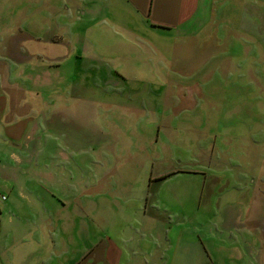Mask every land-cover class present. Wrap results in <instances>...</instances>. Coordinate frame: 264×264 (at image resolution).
<instances>
[{
  "label": "rangeland",
  "instance_id": "obj_1",
  "mask_svg": "<svg viewBox=\"0 0 264 264\" xmlns=\"http://www.w3.org/2000/svg\"><path fill=\"white\" fill-rule=\"evenodd\" d=\"M20 1L0 0V94L26 93L28 123L62 112L41 140L86 134L47 147L72 170L45 179L65 203L49 264H264V0L202 3L195 35L170 36L119 0Z\"/></svg>",
  "mask_w": 264,
  "mask_h": 264
},
{
  "label": "crops",
  "instance_id": "obj_2",
  "mask_svg": "<svg viewBox=\"0 0 264 264\" xmlns=\"http://www.w3.org/2000/svg\"><path fill=\"white\" fill-rule=\"evenodd\" d=\"M119 1L127 9H131V12L143 24V28L148 29L150 33L156 32L161 36L195 35L194 32L199 26L202 3H209L207 6L208 17L210 14L211 17L216 16V13L209 12L213 0ZM224 1L228 0H222V2ZM66 2L65 7L68 10L64 11L65 13L72 10L79 17L88 13L87 7L78 6L74 9L69 0ZM39 7V0H22L17 6L18 10L25 9L22 10V13L28 17H33L35 15L33 13L37 12ZM203 7L206 6L203 5ZM70 26L67 25V29ZM45 33L58 34V30L57 28L53 30L49 28ZM22 44L24 45L23 41ZM51 46L52 44L48 56H50L49 59L53 60L60 59L68 50L67 45L63 42ZM22 92L18 98L15 97L13 91L9 90H4L0 94V103L2 104L0 108V146L14 147L11 150L16 153L10 159L8 155L6 157L0 156V264H41L42 259L49 264L52 258L58 256L56 251L57 220L55 219L54 208L55 205H58L57 207L62 209L65 207V203L62 200L59 202L57 198L48 194L46 187L48 183L45 179L58 176L55 172L56 166H59V169H69L70 174L72 170L68 166L71 162L70 156L64 153H52L47 147L59 146L63 143L81 146L84 144L83 136L86 137V134L81 132L75 137L57 139L56 135L49 132L50 136L41 140V136L38 135L39 131L52 126L57 116H59V122L63 120L62 112H58V110L47 111L48 117L45 121H40V116H38L37 121L32 118L29 123L32 121L33 126L27 131L29 123L25 122V118L33 113V107H30L28 102L29 107L26 106V93ZM14 101L15 106L13 105ZM15 167H17L18 172H16ZM66 176L67 173L64 177ZM20 177L23 178L22 184L17 181ZM72 185L69 183L65 194L72 193ZM1 195H6V198L2 199ZM45 213L49 216L42 217ZM46 241L49 242L47 251L41 254V249L45 247ZM82 252L80 251L79 254ZM67 254L71 259V246L67 252V245H65L59 256L61 258L67 257ZM78 257L82 258L80 255ZM116 257L117 251L114 252L113 256L115 261Z\"/></svg>",
  "mask_w": 264,
  "mask_h": 264
},
{
  "label": "built area",
  "instance_id": "obj_3",
  "mask_svg": "<svg viewBox=\"0 0 264 264\" xmlns=\"http://www.w3.org/2000/svg\"><path fill=\"white\" fill-rule=\"evenodd\" d=\"M1 198H2V199H5V198H6V195H1Z\"/></svg>",
  "mask_w": 264,
  "mask_h": 264
}]
</instances>
